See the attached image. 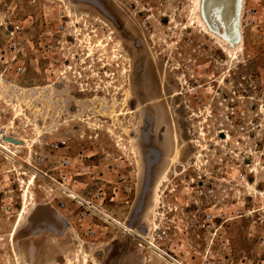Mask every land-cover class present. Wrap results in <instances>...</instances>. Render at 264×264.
Listing matches in <instances>:
<instances>
[{
    "label": "rangeland",
    "instance_id": "1",
    "mask_svg": "<svg viewBox=\"0 0 264 264\" xmlns=\"http://www.w3.org/2000/svg\"><path fill=\"white\" fill-rule=\"evenodd\" d=\"M97 1L0 0V48L17 23L40 71L2 85L0 98L26 116L19 147L48 174L37 179L30 164L36 180L20 222L24 188L16 177L5 183L0 264H166L147 242L185 264L264 259V0H241L237 17L238 0H204L208 19L219 16L231 38L240 32L235 52L192 23L194 0ZM35 88L49 91L14 104ZM61 140L72 159L65 186L115 224L82 217L56 190L60 158L49 146ZM55 212L70 221L60 232Z\"/></svg>",
    "mask_w": 264,
    "mask_h": 264
},
{
    "label": "built area",
    "instance_id": "2",
    "mask_svg": "<svg viewBox=\"0 0 264 264\" xmlns=\"http://www.w3.org/2000/svg\"><path fill=\"white\" fill-rule=\"evenodd\" d=\"M9 19H11V17H9ZM9 24L10 27H5V30L7 32V41L0 48V87L4 84L12 82V80L19 81L22 78L26 77L28 74L27 70L30 67L33 68V71L37 75H39L40 73L38 62L39 60H27V55L24 54V52L26 51H33L35 43L24 36L25 33L23 31V28L20 27L17 23ZM2 93L3 92L0 90V95ZM1 104H3V106ZM1 118L4 119V122H0V189H3L0 190V194L5 193L6 195V192L4 191L7 190L9 186L5 185V183H11V178L16 177L17 179L15 178V182L18 184L20 189H23L25 186H27L25 179H30V177L34 173V170H32L31 168V165H33L31 163V160L33 161L34 159H36L38 162L43 163V159L41 157L39 158L36 154L33 157L31 156V154H29L31 158L29 161L26 160L25 156L23 155H27L26 151L25 153L21 152V148L19 147L21 145H19L18 141H20L21 139L23 140L26 137V133H28L27 131L29 127L27 124L26 116H23L22 114H20V112H17L13 108V105L10 102L9 94H6L2 98H0V119ZM49 148L55 158H60V161L57 162L58 164L56 169L62 181L61 183H55L58 185V187H56V190L62 191L71 200L77 202L79 209H82V217H87L90 219L99 218L104 220L105 223L112 221L105 210L102 209L101 205L95 204L93 202H85L65 186L68 179L66 176H62V170L70 169L72 167V159L67 157L66 153V151L69 149L68 142L65 140H61L59 142L51 143ZM78 158H83V156L81 155ZM4 165H7L8 167H10V169H8L7 166H5V168H2ZM35 168L43 173L42 176L37 177V179L48 177V174H46L44 171L40 170L37 167ZM14 210L15 202L13 198L2 201V211L6 216L11 217L10 215L14 214ZM207 219H211V216L207 215ZM2 241L3 239L0 237V242ZM153 250L155 255L166 264H185L180 259L176 258L173 254L163 250L162 248L154 247ZM203 264L213 263L211 261V258L206 257ZM225 264L234 263L231 261L230 257H225ZM241 264H264V259H261L257 262L242 261Z\"/></svg>",
    "mask_w": 264,
    "mask_h": 264
},
{
    "label": "bare ground",
    "instance_id": "3",
    "mask_svg": "<svg viewBox=\"0 0 264 264\" xmlns=\"http://www.w3.org/2000/svg\"><path fill=\"white\" fill-rule=\"evenodd\" d=\"M203 3H204V0H194V2H193V6H194L193 15H194V17L192 19L193 20L192 23L194 25H198L200 28L204 29L205 31L211 32V34L213 35V37L219 42V46L222 49H224V50H226L228 52L238 51L239 48H240V46H241V44H242V42H241L242 41V37L240 36V34H238V37L232 42V41H229V40H225L222 37L223 34H224V31L212 32L211 29H210L209 24H207V22L203 18ZM240 8H242V7H240ZM191 14H192V12H191ZM210 18H211L210 20H211L212 23L218 25V27L220 26L219 21L217 20V17L215 15H212ZM239 19L240 18H238V20ZM238 33H240V32L238 31ZM48 91H49V88H35L31 92L30 91H27V92L26 91H23V93H20V92L18 93L17 92L16 95L21 100L20 99H16L17 101H14V104L17 105V106H19V107H22L23 108V105L24 104L25 105L26 104L27 105L29 104V102L25 101V99H24V95L26 93L32 94L35 97V100L36 99L40 100V97H42ZM22 98L24 99L23 102H22ZM111 116H113L114 118H116L117 117V112H113ZM35 180H36V176L35 175L34 176H31L30 179H29V183L27 184L28 187L27 186L24 187V193H23V209L20 210V212H19V214L17 216V222H20L22 220V218L27 214V210H28V205L27 204L29 203V198H30L29 195L31 193L30 187H31V185L35 184ZM73 196H75V195H73ZM17 232H18V228L15 227V231L10 236V238L12 239V242H13V236Z\"/></svg>",
    "mask_w": 264,
    "mask_h": 264
},
{
    "label": "flooded vegetation",
    "instance_id": "4",
    "mask_svg": "<svg viewBox=\"0 0 264 264\" xmlns=\"http://www.w3.org/2000/svg\"><path fill=\"white\" fill-rule=\"evenodd\" d=\"M95 85H96V83H95ZM94 91H95V90L92 89V92H94ZM109 217L111 218L112 221L108 222V224H115V223L113 222V220H116V219L112 218L111 216H109ZM53 221H54V226L56 227V228H55V227L52 226L54 232H60V228H61L62 226H68V225L70 224V221L66 222V221L62 220V218L60 217V212H55V213L53 214ZM119 225H121V224H119ZM57 227H58L59 230L57 229ZM132 234H133V233H132ZM132 236H133V238L137 237V238L140 239V237L137 236V235H135V234H133ZM69 241H70V238H69ZM154 241H155V240H154ZM58 242H60V241L58 240ZM138 242H140V241L138 240ZM147 244L149 245V249L152 250L153 256H155V258H157L158 260H160V259L155 255L153 248H154V247L161 248V247H159L157 244H155V242H154V243H153V242H147ZM139 245H140V244H139ZM160 261H162V260H160ZM163 262H164V261H163Z\"/></svg>",
    "mask_w": 264,
    "mask_h": 264
},
{
    "label": "water",
    "instance_id": "5",
    "mask_svg": "<svg viewBox=\"0 0 264 264\" xmlns=\"http://www.w3.org/2000/svg\"><path fill=\"white\" fill-rule=\"evenodd\" d=\"M83 1H86V2H89V3H92V4H94V5H96V6H98L99 7V4H98V1L97 0H83ZM240 7H241V0H238V3H237V10H236V17L239 15V12H240ZM217 17V20L222 24V28H223V30H224V34H223V38L225 39V40H229V41H234L235 40V38L237 37V32H238V30L235 28V30H234V34L236 35H234V37L233 38H231V37H229L228 35H227V33H226V26H225V24L223 23V22H221V20H220V17L219 16H216ZM203 18H204V20L207 22V24H209V26H211L210 25V19L211 18H209L208 19V17H207V15H206V13H205V6H203ZM212 23V22H211ZM214 25V24H213ZM211 28V30H212V32H218L219 31V28L215 25V29H216V31L215 30H213L212 29V27H210Z\"/></svg>",
    "mask_w": 264,
    "mask_h": 264
},
{
    "label": "crops",
    "instance_id": "6",
    "mask_svg": "<svg viewBox=\"0 0 264 264\" xmlns=\"http://www.w3.org/2000/svg\"><path fill=\"white\" fill-rule=\"evenodd\" d=\"M27 79H29L27 76L26 77H24V78H22L21 80H19L22 84H29L28 82V80ZM4 95H6L5 93H4ZM2 106H3V104H1ZM0 122H4V119L3 118H1L0 119Z\"/></svg>",
    "mask_w": 264,
    "mask_h": 264
}]
</instances>
